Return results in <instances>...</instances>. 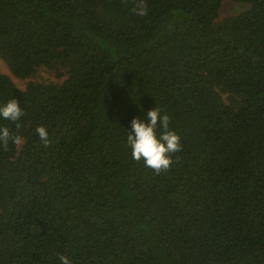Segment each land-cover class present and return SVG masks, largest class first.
Wrapping results in <instances>:
<instances>
[{"label": "trees", "instance_id": "1", "mask_svg": "<svg viewBox=\"0 0 264 264\" xmlns=\"http://www.w3.org/2000/svg\"><path fill=\"white\" fill-rule=\"evenodd\" d=\"M250 6L218 20L223 2ZM0 0V264H264V0ZM159 107L170 170L135 161ZM16 132L14 122L0 127ZM46 127L44 147L35 129Z\"/></svg>", "mask_w": 264, "mask_h": 264}, {"label": "clouds", "instance_id": "2", "mask_svg": "<svg viewBox=\"0 0 264 264\" xmlns=\"http://www.w3.org/2000/svg\"><path fill=\"white\" fill-rule=\"evenodd\" d=\"M133 12L141 17L146 16L148 14L146 0H135ZM25 115L17 99H11L0 107V118L14 122L17 130L13 132L7 126L0 127V146L4 151H8L10 142L16 146L23 143V137L18 133L22 127L19 121ZM169 125L170 116L162 114L161 109L155 107L147 112L144 120L137 117L131 121V131L127 136L132 158L137 162L143 160L145 166L152 169L156 175L170 170L174 163L172 154L182 151L181 137L176 131L170 130ZM35 132L44 147L51 145L46 127L39 126ZM58 259L61 264H72L66 255L58 254Z\"/></svg>", "mask_w": 264, "mask_h": 264}, {"label": "rangeland", "instance_id": "3", "mask_svg": "<svg viewBox=\"0 0 264 264\" xmlns=\"http://www.w3.org/2000/svg\"><path fill=\"white\" fill-rule=\"evenodd\" d=\"M250 9L249 5L242 4V3H234L231 1H225L223 2V6L219 13L218 20H222L229 16H236L241 13L246 12ZM0 73L8 75L14 83L18 86L20 89H25L26 85L30 81H40V82H59L61 79L58 77V73L47 70V69H41L39 71V74L35 78H31L28 80H21L16 78L10 71L8 65L6 62L0 57Z\"/></svg>", "mask_w": 264, "mask_h": 264}]
</instances>
